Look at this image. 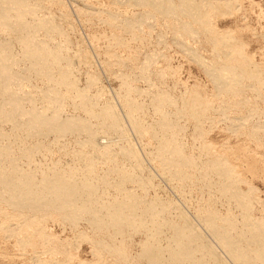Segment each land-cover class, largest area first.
<instances>
[{"label":"bare ground","instance_id":"1","mask_svg":"<svg viewBox=\"0 0 264 264\" xmlns=\"http://www.w3.org/2000/svg\"><path fill=\"white\" fill-rule=\"evenodd\" d=\"M232 1L109 0L104 9L75 12L106 30L90 35L92 42L103 38L109 48L131 54L138 48L131 44L149 43L155 30L156 45L167 43L169 31L171 42L203 69L215 96L223 103L235 99L230 104L237 108L249 102L244 90L258 93L264 78L230 45V34L210 24L211 11ZM74 29L62 0H0L1 231L22 249L39 242L51 256L69 259V244L46 230L56 218L113 264H264V202L252 197L251 187L242 192L230 165L204 142L209 101L196 86L179 94L160 87L167 70L156 67L161 49L141 52L138 65L113 50L104 69L119 81L114 95L126 125L89 54L79 44L72 49ZM200 35L211 47L207 61L187 43ZM115 62L124 70L115 73ZM76 65L86 68L83 86ZM218 112L233 132L247 127L253 138L264 134L254 108L234 118L224 105Z\"/></svg>","mask_w":264,"mask_h":264},{"label":"rangeland","instance_id":"2","mask_svg":"<svg viewBox=\"0 0 264 264\" xmlns=\"http://www.w3.org/2000/svg\"><path fill=\"white\" fill-rule=\"evenodd\" d=\"M62 2L65 5L70 23L75 27V32H69L70 34L73 33L72 35L69 34L71 37L70 42L73 43L71 44L72 49L76 44H79V46L76 45L77 48H84L83 50L89 54L87 55L91 58L89 60V62L92 63L90 64V66L92 65L91 70L98 75L100 84H102L101 86L104 87L107 94H109L121 116V108L114 95V92L119 87V81L116 80L113 75L112 77L106 72L104 69V62H113V50H115L122 60L126 61L128 64L134 65L136 62L139 63L142 60L143 55L141 56V52L145 54L149 49L151 50V48L157 50L161 49L160 51L162 52L161 54L164 55V58L157 60L156 67H167V70L164 83L160 85V87L174 90L175 94H179L185 90V87L192 89V87L196 86L201 98L209 101L211 107V110L206 112L203 128L204 142L209 145L212 153L222 157L230 165L235 176L240 179L238 188L242 192H246L249 187L253 188L254 192L252 193V197L264 202V134L257 139L253 138L248 135L247 127L240 128L236 132H233L228 128L226 121L222 119V116H220L218 112V107L224 105L228 110L227 115L234 118L240 113H245L247 109L254 108L258 112L256 119L264 122V85L258 88V93L252 91V89H245L243 98H246L249 102L246 106L234 108V105L230 103L235 99H231L228 103H223L222 101L224 100L215 96L211 81L207 75H205L203 69L198 66L196 62H193L185 52L179 50L181 48H179L177 44L171 42L172 34H170L169 31H166V38H164L167 43L164 42L161 46H157L155 43V34L158 30L153 32L150 42L146 43L148 44L147 46L146 44L140 45L139 43L131 44L133 49L138 46V48L136 47L137 49H134L136 53L133 51L135 54H140V56H138L133 52L131 54L119 49L109 48L107 42L103 38L92 42L90 35L95 33L101 35L103 34L102 32H106V30L103 26L101 27V25L97 26V28L96 25H87V23L81 21L82 19L75 12L78 8L85 9L86 6V9H104L109 6V0H62ZM231 4L229 7H226L227 9L224 8V5H217L215 10L211 11L214 13L210 14V24L217 32L227 35L228 37L231 36L230 45L234 48L241 49L242 55H245V58L250 61V66L256 68L262 78H264V0H235L234 2L232 1ZM48 7L49 13L58 16L54 6L50 7V5H48ZM62 24H64L62 25L63 27H67L66 23ZM187 43L189 46L191 45V47L198 48L200 56L205 59V61L212 58L211 47L203 40L202 35L196 40H188ZM128 57H131V60H128ZM137 63L135 65H138ZM78 66L76 65L77 69L81 68L78 70L79 82L81 84L80 86H83V74L86 68L85 66L84 68L83 66H79L78 68ZM123 70L124 68L122 65L116 62L115 64L113 63V71L115 73H119ZM175 82L178 85L172 87ZM138 86L145 88L146 85L139 82ZM123 120L124 122L126 121L125 118H123ZM125 124L127 125L126 122ZM249 124L250 123H246V126ZM187 131L189 134L191 133L189 126ZM129 133L136 147L140 148V144L137 143V138L134 137L132 132L129 131ZM112 140L119 143L117 138H113ZM187 140H190V136L187 137ZM105 141L106 139H100V142ZM139 148L138 151L141 155L142 150ZM56 157H58V155H56ZM65 159H68V157H65ZM147 169L154 172L153 169L155 168L147 164ZM155 182H160L159 184L164 190L163 194L171 196V191H168L169 188L167 184L160 180V178H156ZM217 207L223 210L221 206ZM4 211L6 213L10 212L7 208L4 209ZM4 223V220L0 217V227ZM16 223L17 221L14 219L7 220L8 225H14ZM45 226L47 232L55 236L56 241L69 244L67 248L70 253L69 259H66L65 255L62 253H55L51 256L47 251V246L39 242L34 243V246L22 249L17 245L14 236H9L0 229V264H36L33 262V259L36 258L42 259L45 261V264H113V260L109 256L101 257L93 255L89 244L83 239L75 237L69 230V227L57 221L56 218L54 220H48ZM201 232L211 241L205 231L202 230ZM216 250L219 252L218 248Z\"/></svg>","mask_w":264,"mask_h":264}]
</instances>
